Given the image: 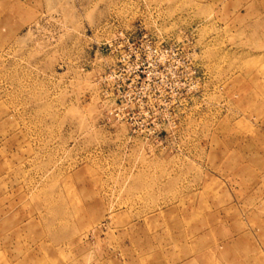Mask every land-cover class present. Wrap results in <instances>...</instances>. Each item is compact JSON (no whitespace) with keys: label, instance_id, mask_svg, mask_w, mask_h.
<instances>
[{"label":"rangeland","instance_id":"obj_1","mask_svg":"<svg viewBox=\"0 0 264 264\" xmlns=\"http://www.w3.org/2000/svg\"><path fill=\"white\" fill-rule=\"evenodd\" d=\"M0 264H264V0H0Z\"/></svg>","mask_w":264,"mask_h":264}]
</instances>
